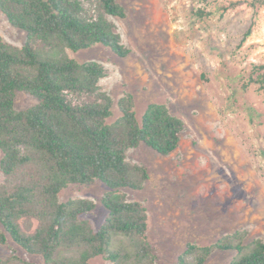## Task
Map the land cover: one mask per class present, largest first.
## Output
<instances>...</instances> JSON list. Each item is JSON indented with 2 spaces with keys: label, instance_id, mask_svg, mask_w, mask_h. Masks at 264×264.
I'll list each match as a JSON object with an SVG mask.
<instances>
[{
  "label": "trees",
  "instance_id": "1",
  "mask_svg": "<svg viewBox=\"0 0 264 264\" xmlns=\"http://www.w3.org/2000/svg\"><path fill=\"white\" fill-rule=\"evenodd\" d=\"M0 12L26 35L21 47L0 37V246L11 242L44 264H90L95 258L157 264L145 207L120 193L140 190L148 180L147 170L127 162L126 153L144 145L170 155L183 122L163 104L148 105L138 118L130 97L118 102L121 115L108 122L114 102L99 86L105 69L65 55L101 45L125 57L128 50L108 19L125 18L123 8L116 0H0ZM255 70V83L264 89V66ZM17 92L37 103L17 110ZM96 181L108 190L101 198L107 216L94 230L82 218L94 210L92 201L61 202L58 196L70 185ZM246 237L235 232L208 246L187 245L177 264H205L216 251L235 252L230 264H264V242L246 243ZM0 264L36 263L9 248Z\"/></svg>",
  "mask_w": 264,
  "mask_h": 264
},
{
  "label": "rangeland",
  "instance_id": "2",
  "mask_svg": "<svg viewBox=\"0 0 264 264\" xmlns=\"http://www.w3.org/2000/svg\"><path fill=\"white\" fill-rule=\"evenodd\" d=\"M246 1L116 0L125 18L108 19L128 50L125 57L101 45L65 50L78 63L105 69L99 86L114 102L108 122L120 117L118 102L127 97L138 118L148 105L163 104L183 122L170 155L144 145L126 153L127 162L147 170L148 180L140 190L120 193L145 207L157 264H177L187 245L208 246L235 232L247 233L246 243L264 242V89L255 83V67L264 66V0L254 7ZM0 37L17 47L26 39L1 12ZM36 103L16 93L17 110ZM107 191L96 181L70 185L58 198L92 201L94 210L82 218L96 230L107 216L101 203ZM9 248L44 264L11 242L0 246V259ZM235 257L216 251L205 264H230ZM185 259L192 263L194 256ZM90 264L110 263L95 258Z\"/></svg>",
  "mask_w": 264,
  "mask_h": 264
}]
</instances>
